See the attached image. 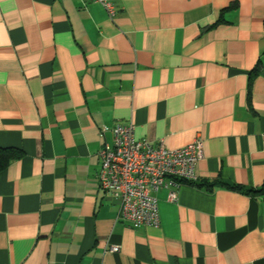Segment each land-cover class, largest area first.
<instances>
[{"label":"crops","instance_id":"0c3cea01","mask_svg":"<svg viewBox=\"0 0 264 264\" xmlns=\"http://www.w3.org/2000/svg\"><path fill=\"white\" fill-rule=\"evenodd\" d=\"M111 1L0 0V264H264V0ZM130 121L203 141L156 227L98 185L99 130Z\"/></svg>","mask_w":264,"mask_h":264},{"label":"built area","instance_id":"2783aa9c","mask_svg":"<svg viewBox=\"0 0 264 264\" xmlns=\"http://www.w3.org/2000/svg\"><path fill=\"white\" fill-rule=\"evenodd\" d=\"M101 4L109 17L115 15L111 0H88ZM111 134L97 152L99 188L119 201V217L132 227L158 226L159 212L154 195L168 191V200L177 199V189L184 181L196 180L195 165L202 157L200 138L179 148H167L161 142L136 138L133 122L102 126L100 137ZM110 251L118 252L113 245Z\"/></svg>","mask_w":264,"mask_h":264},{"label":"trees","instance_id":"16d2710c","mask_svg":"<svg viewBox=\"0 0 264 264\" xmlns=\"http://www.w3.org/2000/svg\"><path fill=\"white\" fill-rule=\"evenodd\" d=\"M255 69V68H254ZM20 155V151L11 148L0 147V171L3 170L9 163V161ZM250 192L254 190H249ZM256 191H264V189H258Z\"/></svg>","mask_w":264,"mask_h":264}]
</instances>
